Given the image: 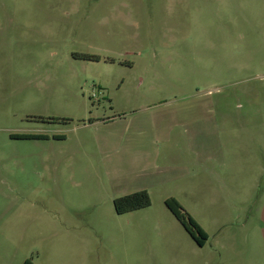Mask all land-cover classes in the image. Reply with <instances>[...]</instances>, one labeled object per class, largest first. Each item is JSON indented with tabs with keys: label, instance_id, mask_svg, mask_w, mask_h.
<instances>
[{
	"label": "rangeland",
	"instance_id": "obj_1",
	"mask_svg": "<svg viewBox=\"0 0 264 264\" xmlns=\"http://www.w3.org/2000/svg\"><path fill=\"white\" fill-rule=\"evenodd\" d=\"M246 166L264 168V0H0V264H255Z\"/></svg>",
	"mask_w": 264,
	"mask_h": 264
},
{
	"label": "trees",
	"instance_id": "obj_2",
	"mask_svg": "<svg viewBox=\"0 0 264 264\" xmlns=\"http://www.w3.org/2000/svg\"><path fill=\"white\" fill-rule=\"evenodd\" d=\"M167 208L174 214L182 224L186 232L199 245L204 246L207 235L202 227L186 212L181 204L174 198L165 201ZM151 205V199L146 190L129 194L114 201V207L118 214L142 209ZM24 264H34L31 260H26Z\"/></svg>",
	"mask_w": 264,
	"mask_h": 264
},
{
	"label": "crops",
	"instance_id": "obj_3",
	"mask_svg": "<svg viewBox=\"0 0 264 264\" xmlns=\"http://www.w3.org/2000/svg\"><path fill=\"white\" fill-rule=\"evenodd\" d=\"M228 168H230V167H228ZM233 168L234 169H232V170H236V172L244 171V169H240L241 168L240 166H235ZM245 168H246L245 170L252 172V179L250 180V182H251L252 188H253L254 185L257 183V182H255V180H259L260 177L264 178V168L263 167L256 168V166H253V167H247L246 166ZM250 168H252V169L250 170ZM246 182H249V180H247ZM245 189L249 191V184L245 183ZM244 213L246 214L245 217L247 220L251 219L252 217L256 220V224L254 226V229L258 233V240H257L258 244L257 245L254 244L252 247L245 246V248L254 254L253 260H255V262H254L255 264H264V199L262 200L260 207L256 208L255 212H254V210L251 209V210L245 211ZM205 233L207 235V240L205 241L204 246L206 245L207 241L209 240V235L207 234V232H205ZM204 246H202V247L199 246V247L203 248ZM238 250L239 249L235 248V244H234V245H232V247L228 251H230L231 253H234L236 256L240 257V255H239L240 251H238ZM240 261H239V263H240Z\"/></svg>",
	"mask_w": 264,
	"mask_h": 264
}]
</instances>
